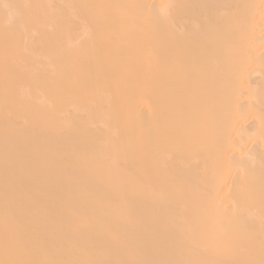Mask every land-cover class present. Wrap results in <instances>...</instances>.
<instances>
[{"label": "bare ground", "instance_id": "1", "mask_svg": "<svg viewBox=\"0 0 264 264\" xmlns=\"http://www.w3.org/2000/svg\"><path fill=\"white\" fill-rule=\"evenodd\" d=\"M0 264H264V0H0Z\"/></svg>", "mask_w": 264, "mask_h": 264}]
</instances>
